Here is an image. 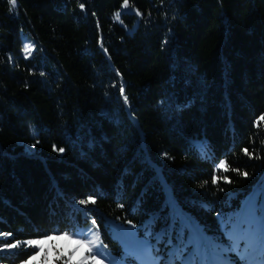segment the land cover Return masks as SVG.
Here are the masks:
<instances>
[{
    "label": "trees",
    "instance_id": "16d2710c",
    "mask_svg": "<svg viewBox=\"0 0 264 264\" xmlns=\"http://www.w3.org/2000/svg\"><path fill=\"white\" fill-rule=\"evenodd\" d=\"M261 116L264 0H0V247L95 219L118 253L108 221L167 228L169 198L224 238L219 218L264 186Z\"/></svg>",
    "mask_w": 264,
    "mask_h": 264
},
{
    "label": "snow or ice",
    "instance_id": "6c2138e0",
    "mask_svg": "<svg viewBox=\"0 0 264 264\" xmlns=\"http://www.w3.org/2000/svg\"><path fill=\"white\" fill-rule=\"evenodd\" d=\"M13 8L17 4V0H9ZM81 9L85 8L84 4H80ZM129 7V0H123V9ZM137 16L143 14L134 11ZM115 19H120V13L115 14ZM101 48L104 53L107 54V49L103 48L102 38L99 41ZM34 44L28 43L24 45L23 51L27 55H31ZM44 75L43 72L40 73ZM119 76L120 74L117 73ZM119 95L125 105L129 104V98L125 94V87L121 83L118 89ZM260 120H264V116L260 117ZM39 141H37L38 143ZM34 147V146H33ZM53 150L63 153L65 149L63 147L56 148L53 145ZM244 152L248 154V150L244 149ZM205 155L207 153L205 152ZM223 169L227 172L229 169L225 161H221L217 166V170ZM247 177L249 174L241 172L239 169H231ZM223 179L226 183L232 181L227 176H213L212 183L217 184ZM207 183V181H205ZM264 190V186L262 189ZM259 196L250 200L247 205L241 207L242 210L231 213L227 216H221L220 225L222 228L223 235L227 237L226 242H218L216 237L207 238V242L203 240L193 241L191 239L182 243L179 248L173 244L172 238L168 231L165 229L162 233H153L151 231L152 225L147 224L145 226L144 238L141 239L136 232L132 235L135 237V243L125 248L123 256L120 259L115 258V264H264V209L260 207ZM96 200L93 195H88L86 199L79 200L80 205L95 204ZM123 207V205H120ZM131 225V221L128 222ZM97 222L95 219L91 220L92 229L87 235L85 231H76L72 234L64 232L59 236L46 235L42 239H29L24 241L25 247H33L37 249L34 254L30 255L27 260L23 261L22 264H31V261L35 260L36 257L44 252V245L46 242L53 239H64L69 241L72 247L69 252L63 250L59 251L58 259L67 255V259L64 264H113V259H110L111 253L106 252V245L100 246V235L98 229H96ZM133 225L129 229L134 230ZM5 237L11 236V233L0 234ZM183 237V230L180 232ZM200 237H205L203 229H199ZM167 237V244L170 246L168 252L161 253V249L158 246ZM153 240L155 242H153ZM21 246V241L15 242H4L3 250H13ZM189 247L192 248V252L189 253ZM188 253L186 256L185 254ZM80 256L79 260L75 258ZM167 257V259H166ZM235 257V258H233ZM43 264H49L48 253H44Z\"/></svg>",
    "mask_w": 264,
    "mask_h": 264
},
{
    "label": "rangeland",
    "instance_id": "374dc122",
    "mask_svg": "<svg viewBox=\"0 0 264 264\" xmlns=\"http://www.w3.org/2000/svg\"><path fill=\"white\" fill-rule=\"evenodd\" d=\"M23 39H24V44H28V43H32L34 44V41L29 38L26 34L23 35ZM34 50V49H33ZM24 55L26 57H29V55H27L26 53H24ZM221 161H225L224 159ZM220 161V162H221ZM219 162V163H220ZM219 163H217V166L219 165ZM262 186L259 184L257 185L252 194H250L248 197H246L242 204L236 208L235 210H232L230 212H228L227 214H225V216L230 215L231 213H235L238 212L241 209V207L243 205H247L249 203L250 200L254 199L255 197H257V195L259 196V204L260 207L262 209H264V196H263V190ZM169 202V207H170V211H169V218H170V223L167 226V228L161 229L159 231H155L153 233H162L164 232V230L166 229L170 235V237L172 238V242L173 244L177 245V248H179V246L184 243L185 241L191 239L193 241H197V240H203L204 243L207 242V238H211V237H216L218 239V242H226L227 241V237L220 235H215V234H207L205 233V237H200L199 235V229H202V226L196 221V219L188 213L183 212L179 206L176 204V202L174 201L173 198H169L168 200ZM134 224L131 223V225L129 223H124V222H119V221H113L110 220L108 221V226H109V231L111 236L116 239L118 241V243L120 244V252L116 253L113 251V249L107 245L100 234L99 228L96 225V229H98V233L100 235V246L106 245L107 248L105 249L106 252L111 253L112 257H109L110 259H113V264H115V258L116 259H120L121 256H123L124 250L127 246L132 245L135 243V237L132 235L133 232H136L138 234V236L143 239L144 235L139 233V230L137 228V226H135L134 230L129 229L130 227H132ZM92 229L91 223L85 226H78L77 228H75L74 230L70 231L69 234H72L73 232L76 231H85V234L87 235ZM181 230H183V237H181L180 232ZM62 233L59 234H50L53 236H59ZM43 237L40 238H35V239H42ZM153 242H155L153 240ZM22 246H24L23 243H21V246L19 248H21ZM161 249V253L163 254V252H168L169 250V245L167 244V237L165 238V240L158 245ZM72 247H75V245H71L69 241H66L64 239H53L51 241H48L45 243L44 245V252H41L35 260L31 261V264H43L44 261V253L47 252L48 253V260H49V264H60V262H62L64 264V261L68 258L67 255L61 257V258H57L59 255V251L63 250L65 252H69L70 249ZM3 246L0 247V249H2ZM17 248V249H19ZM16 250V249H13ZM13 250H3L0 252H5V251H13ZM37 251V250H36ZM192 252V248L189 247V253ZM186 256L188 255V253L185 254ZM235 258V257H233ZM76 260L80 259V256L78 255L76 258ZM167 259V257H166ZM22 264V263H19ZM177 264H180L179 261H177ZM237 264H239V262H237Z\"/></svg>",
    "mask_w": 264,
    "mask_h": 264
}]
</instances>
